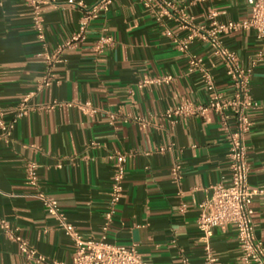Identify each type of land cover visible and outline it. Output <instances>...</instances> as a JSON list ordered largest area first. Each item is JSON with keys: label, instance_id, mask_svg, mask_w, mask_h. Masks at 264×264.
Returning a JSON list of instances; mask_svg holds the SVG:
<instances>
[{"label": "crops", "instance_id": "crops-1", "mask_svg": "<svg viewBox=\"0 0 264 264\" xmlns=\"http://www.w3.org/2000/svg\"><path fill=\"white\" fill-rule=\"evenodd\" d=\"M55 0L43 7L44 40L33 27L24 0H0V106L14 122L10 137L0 128V219L31 244L38 262L21 253L0 225V264H70L74 246L27 184L26 163L38 165L42 190L58 200L61 212L85 239L100 238L110 201L117 154L127 156L124 192L107 240L137 245L149 264H205L207 245L197 227L198 203L212 196L211 186L231 180L228 143L215 111L189 118L168 116L184 101H209L206 76L225 97L232 80L211 46L195 40L187 51L175 40L192 28L250 18L247 0H172L171 16L157 22L139 0H112L94 19L87 37L64 48L79 29L84 11ZM82 1L91 7L99 0ZM114 38L98 54L95 42ZM250 74L258 106L249 111L246 135L249 184L264 188V42L253 29L222 36ZM202 59L190 71V56ZM47 57L54 58L49 64ZM52 74L49 85L40 88ZM167 82L142 85L146 79ZM28 112L17 107L29 96ZM229 125L235 128V120ZM163 149V151H161ZM181 166L176 182L172 168ZM195 188H200L195 190ZM181 203L186 211L181 212ZM254 231L264 246V198L253 201ZM209 248L218 264H242L233 226L214 229Z\"/></svg>", "mask_w": 264, "mask_h": 264}, {"label": "built area", "instance_id": "built-area-1", "mask_svg": "<svg viewBox=\"0 0 264 264\" xmlns=\"http://www.w3.org/2000/svg\"><path fill=\"white\" fill-rule=\"evenodd\" d=\"M32 8L33 27L38 38L44 40L43 7L48 2L55 0H24ZM112 0H99L91 7H87L82 1L69 0V5L84 11L80 20L78 31L64 44V48H75L83 42L88 33L91 22L98 18L102 11L107 10ZM145 6L152 8L157 22L164 24V18L171 16L174 8L172 0H139ZM250 6L251 15L243 21L220 22L216 19V13L211 14L212 23L210 26L200 25L192 28L191 33L182 40H175L177 47L187 51L189 45L195 40L209 44L214 55L221 60L226 68V73L232 80L234 93L231 97H225L216 90L215 83L210 76H206L207 88L210 91V98L206 104L196 105L184 101L168 112V116L189 118L195 115H205L209 111H215L220 116L221 126L225 132V139L228 143L231 180L228 185L218 183L211 186L212 196L198 203L199 217L197 227L201 232V241L207 245L208 256L205 264H218V258L214 256L209 248L214 229L217 227L233 226L237 230V240L240 249V261L242 264H264V246L257 239L254 231L252 208L256 197L264 198V188H252L249 184L250 165L248 162L246 135L249 133L252 121L249 118V111L258 106L250 91V74L242 64L237 52L224 44L222 36L232 31L253 29L258 39L264 42V0H247ZM114 38L110 35L101 36L94 44V51L98 54L104 52L105 48L112 45ZM55 58V57H54ZM54 58L47 57L49 64ZM190 71L201 68L202 59L196 55L190 56ZM52 74L43 80L40 88L50 84ZM171 76L162 79H146L142 85L167 82ZM29 96H26L17 107V118L24 116L29 110ZM235 120V128L229 125L230 119ZM14 122L4 120V110L0 106V128L5 136L10 137ZM163 151V149L161 150ZM114 159V174L109 192L110 201L105 213V224L100 238L85 239L80 231L68 221L61 212L58 200L45 193L40 185L38 176V165L34 161L26 163L27 184L35 190V196L41 201L49 215L53 216L59 229L68 237L74 246L73 260L70 264H149L144 260L137 245L123 246L116 245L107 240L109 226L113 220L116 208L123 198L124 180L126 175L127 156L117 154ZM172 176L176 182L181 179V166L175 165L172 168ZM200 188H195L199 190ZM181 212L186 211V205L181 203ZM0 225L7 235L14 240L23 253L29 259L38 262L45 261V258L37 256V251L31 244L9 229L7 222L0 219ZM56 264H64L56 262ZM183 264H190L188 259L183 257Z\"/></svg>", "mask_w": 264, "mask_h": 264}]
</instances>
